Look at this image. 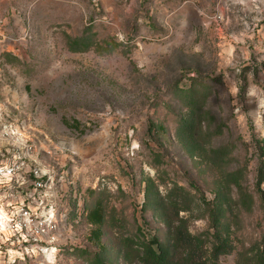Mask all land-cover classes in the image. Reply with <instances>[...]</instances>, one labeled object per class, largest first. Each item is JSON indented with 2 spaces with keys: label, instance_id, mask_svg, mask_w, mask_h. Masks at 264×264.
Listing matches in <instances>:
<instances>
[{
  "label": "rangeland",
  "instance_id": "1",
  "mask_svg": "<svg viewBox=\"0 0 264 264\" xmlns=\"http://www.w3.org/2000/svg\"><path fill=\"white\" fill-rule=\"evenodd\" d=\"M192 98L199 131L184 143L178 123ZM150 123L163 129L149 132ZM216 148L225 156L216 160ZM3 164L21 172L0 177V264H90L98 254L104 264H129L127 244L166 240L153 203L172 185L189 192L190 210L179 216L202 234L207 255L209 209L219 206L218 231L232 246L219 264H256L264 250V5L0 0ZM35 171L53 185L44 178L33 192ZM62 190L81 197L77 223V199L60 201ZM26 202L54 204L56 241L12 228ZM95 203L100 225L85 217Z\"/></svg>",
  "mask_w": 264,
  "mask_h": 264
},
{
  "label": "trees",
  "instance_id": "2",
  "mask_svg": "<svg viewBox=\"0 0 264 264\" xmlns=\"http://www.w3.org/2000/svg\"><path fill=\"white\" fill-rule=\"evenodd\" d=\"M197 102L195 98H192L190 103H188V111L179 119L178 135L184 143L195 142L198 135L199 108ZM77 124L78 121L74 120L69 126H77ZM153 129L162 130L163 126L150 123L148 131L151 132ZM221 150V148L211 150L212 154L216 156V160L225 156V152ZM189 196V192L181 185H172L166 192L165 198H159L154 201L153 210L162 216V220L167 227V238L165 241L159 240L157 236L142 239L135 248L127 244L123 252V258L129 264H219V256L231 252V244L225 242L218 231L222 214L221 207L217 206L209 209L211 226L214 229L213 233H211L212 244L209 255L204 249L206 241L201 237L202 234L192 235L186 229L184 225L185 219L179 216V212L190 210L191 200ZM145 197H147L146 194ZM146 204L141 206L142 211L146 209ZM85 217L90 223L100 225L103 220V210L100 203H95ZM99 234V231H94L96 239L99 238ZM126 242L134 243L131 238H127ZM68 247L72 252L77 250L86 252V248ZM90 264H104V262L98 254L93 255ZM256 264H264V250L260 251Z\"/></svg>",
  "mask_w": 264,
  "mask_h": 264
},
{
  "label": "built area",
  "instance_id": "3",
  "mask_svg": "<svg viewBox=\"0 0 264 264\" xmlns=\"http://www.w3.org/2000/svg\"><path fill=\"white\" fill-rule=\"evenodd\" d=\"M256 1L264 5V0ZM20 169L21 167L19 165H0V177H8L11 179L13 177L16 178L21 172ZM44 178L48 177L40 176V174L38 175V171L34 172V177L32 179L33 192H36L39 188L45 186V182L48 180L53 185L54 179L48 178V180L46 179L44 181ZM27 183H29V181H27ZM68 197L77 199V213L76 215H74V220L71 221L77 223V218L81 219V216L84 213V205H82L80 201V195L78 197L76 192H67L66 194V192L64 193V191L62 190L60 194V201L63 202V200H66ZM56 209L57 208L54 206V204L49 206L48 208L44 205L39 210V208H33V206H31L29 202L20 203V205H17V208L15 209V213L13 214L12 218H10L12 228L21 232L22 235L24 234L23 237L29 236L30 238H32V240L36 242L50 244L53 241H56L55 233L59 225L56 218ZM69 227H71V224H69ZM70 244H73V242H71ZM73 245H79V243Z\"/></svg>",
  "mask_w": 264,
  "mask_h": 264
}]
</instances>
